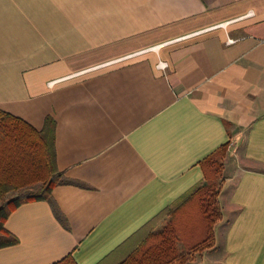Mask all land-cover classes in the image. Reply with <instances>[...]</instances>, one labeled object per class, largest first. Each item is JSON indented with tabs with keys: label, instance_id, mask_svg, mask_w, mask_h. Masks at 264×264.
<instances>
[{
	"label": "crops",
	"instance_id": "obj_1",
	"mask_svg": "<svg viewBox=\"0 0 264 264\" xmlns=\"http://www.w3.org/2000/svg\"><path fill=\"white\" fill-rule=\"evenodd\" d=\"M0 110L54 121L68 182L0 264H116L226 143L208 264H264V0H0Z\"/></svg>",
	"mask_w": 264,
	"mask_h": 264
},
{
	"label": "trees",
	"instance_id": "obj_2",
	"mask_svg": "<svg viewBox=\"0 0 264 264\" xmlns=\"http://www.w3.org/2000/svg\"><path fill=\"white\" fill-rule=\"evenodd\" d=\"M54 130L55 123L50 118L45 119L41 131H36L21 119L0 110V249L18 242L4 228L6 219L15 209L29 202H50L52 189L68 183L56 167ZM227 146L228 143L201 161L203 180L199 185L163 209L121 245L128 251L116 264H182L192 251L213 241V225L221 218L220 183H216L214 175L223 168L221 160L226 156ZM217 159H220L219 163ZM214 168L218 169L217 174ZM32 188L35 190L6 200L7 195ZM187 209L203 221L207 235L178 253L176 221ZM166 217L169 220L156 232L155 227ZM59 264L68 262L65 259Z\"/></svg>",
	"mask_w": 264,
	"mask_h": 264
},
{
	"label": "rangeland",
	"instance_id": "obj_3",
	"mask_svg": "<svg viewBox=\"0 0 264 264\" xmlns=\"http://www.w3.org/2000/svg\"><path fill=\"white\" fill-rule=\"evenodd\" d=\"M227 154V153H226ZM225 159V158H224ZM224 159L221 160V165L223 166ZM220 162V159H217V163ZM213 171L217 174L218 169L214 168ZM215 176V177H214ZM214 179H216V183L219 182V178L221 177V170L217 175H214ZM221 189V187H220ZM35 188L20 190L19 192L6 196V200L16 198L17 196H21L28 192L34 191ZM218 201L220 203V193L218 195ZM221 208V206H220ZM194 211L187 209L184 214H182V218L176 221V230L178 242L176 243V248L178 253L184 252L189 246L196 244L200 240L204 239L207 235L206 226H204L203 221H199L197 216L193 214ZM197 217V218H196ZM169 218V217H168ZM178 218V217H177ZM169 220V219H168ZM167 220V221H168ZM165 222V224L167 223ZM224 224V219H222V211L221 218L217 220L213 225V241H209L204 247L200 250L192 251L191 256L187 259L185 263L182 264H208L210 258L217 259L221 257L220 251H217V246L215 243L214 237V229L217 225ZM164 225V224H163ZM161 225V227L163 226ZM161 227H159L156 232L160 231Z\"/></svg>",
	"mask_w": 264,
	"mask_h": 264
},
{
	"label": "built area",
	"instance_id": "obj_4",
	"mask_svg": "<svg viewBox=\"0 0 264 264\" xmlns=\"http://www.w3.org/2000/svg\"><path fill=\"white\" fill-rule=\"evenodd\" d=\"M229 43H232L233 41L232 40H229L228 41ZM157 67L161 70H164L166 67H167V64L166 63H162V62H159Z\"/></svg>",
	"mask_w": 264,
	"mask_h": 264
}]
</instances>
